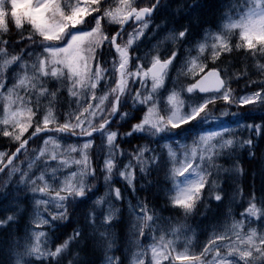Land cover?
Returning <instances> with one entry per match:
<instances>
[{
  "label": "snow or ice",
  "instance_id": "snow-or-ice-1",
  "mask_svg": "<svg viewBox=\"0 0 264 264\" xmlns=\"http://www.w3.org/2000/svg\"><path fill=\"white\" fill-rule=\"evenodd\" d=\"M0 141V264H264V0H0Z\"/></svg>",
  "mask_w": 264,
  "mask_h": 264
},
{
  "label": "trees",
  "instance_id": "trees-1",
  "mask_svg": "<svg viewBox=\"0 0 264 264\" xmlns=\"http://www.w3.org/2000/svg\"><path fill=\"white\" fill-rule=\"evenodd\" d=\"M241 59H243V58L241 57ZM233 88H234L237 92H240V91H242V90L245 88V85H244L243 82H241V83H239L238 85H237V84H233ZM257 122L259 123V121H257ZM132 142H133V140H131V142H130V143H131V146L133 147ZM124 147H125V148H128L129 145H124ZM239 155H240L241 162L243 163V166L246 168V170H247L248 173H249V176H248L247 178H245V179L242 181V184H241V187L244 189V195H245V197H247L248 192L251 190V188H250V185H251V183H252V181H251V172H252L255 168H257L258 166H257V165L249 164V163L247 162V160L245 159V154H244V153H239ZM225 166H228V165H225ZM95 182H96V181H92V183H94V184H95ZM256 188H257V190L259 189V184H258V183H257V185H256ZM244 202L246 203V199H245ZM240 203H241V200H240V197L238 196V197H237V202H236V204H235V206H234V211H235L237 214H238L239 211H240V208H239ZM74 225H75V221H73V222L67 224L65 227H63V228L61 229V232L58 233V235H64L65 238H66L67 236L71 235V233H72V229H73V226H74ZM94 259H96V257H94ZM100 259H101V258H100Z\"/></svg>",
  "mask_w": 264,
  "mask_h": 264
},
{
  "label": "rangeland",
  "instance_id": "rangeland-1",
  "mask_svg": "<svg viewBox=\"0 0 264 264\" xmlns=\"http://www.w3.org/2000/svg\"><path fill=\"white\" fill-rule=\"evenodd\" d=\"M229 126H231V127H235V125L234 124H232V125H229ZM102 179V177L99 179V181H101V183H102V193L100 194V195H103L104 194V182H103V179ZM125 195H127V193H125Z\"/></svg>",
  "mask_w": 264,
  "mask_h": 264
}]
</instances>
